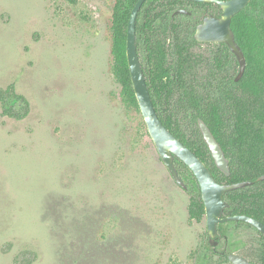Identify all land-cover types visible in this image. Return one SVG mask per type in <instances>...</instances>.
<instances>
[{
  "label": "rangeland",
  "instance_id": "rangeland-1",
  "mask_svg": "<svg viewBox=\"0 0 264 264\" xmlns=\"http://www.w3.org/2000/svg\"><path fill=\"white\" fill-rule=\"evenodd\" d=\"M113 4L0 0V88L28 101L22 119L0 114V264H201L203 253L232 264L206 248L205 217L187 212L194 193L172 179L122 97ZM223 228L226 251L259 263L253 227Z\"/></svg>",
  "mask_w": 264,
  "mask_h": 264
},
{
  "label": "trees",
  "instance_id": "trees-1",
  "mask_svg": "<svg viewBox=\"0 0 264 264\" xmlns=\"http://www.w3.org/2000/svg\"><path fill=\"white\" fill-rule=\"evenodd\" d=\"M135 2L114 0L111 70L121 85L123 99L139 109L126 58L127 23ZM183 8L190 14L172 15ZM219 12V6L212 3L145 0L136 18L137 52L143 56L140 62L146 85L165 127L206 164L217 182H252L224 194L228 203L224 215L246 214L264 223V180H257L264 174V0H251L231 18V30L246 61L237 81L231 72L238 70V64L227 46L211 44L217 49H210L207 55L192 51L201 45L193 37L196 25L203 16ZM16 102H20V108L14 106ZM0 109L2 117L22 119L27 114L28 101L10 84L0 88ZM198 118L206 123L229 159L228 175L215 166L198 128ZM174 165L187 191L194 193L187 212L190 219L198 222L205 216L198 182L177 157ZM223 225H217L218 236L226 232ZM260 236L263 242L259 263L264 264V238ZM206 248L211 249L208 244ZM206 260L203 253L201 264H207Z\"/></svg>",
  "mask_w": 264,
  "mask_h": 264
},
{
  "label": "water",
  "instance_id": "water-1",
  "mask_svg": "<svg viewBox=\"0 0 264 264\" xmlns=\"http://www.w3.org/2000/svg\"><path fill=\"white\" fill-rule=\"evenodd\" d=\"M145 0H136L127 23L126 32V58L134 95L142 115L148 135L150 136L161 162L166 167L172 179L184 190H187L185 182L179 177L174 165V157L179 158L195 176L200 190V196L204 204L206 234L211 244L217 243V225L228 221H242L257 229L264 237V223L253 216L246 214L223 215L228 208V203L223 196L227 191L242 188L252 184L251 181L236 183H219L213 177L206 164L180 139L165 127L153 106L149 90L144 78L143 68L139 59L136 45V18L139 9ZM195 2L217 4L221 10L220 15L209 14L196 25L193 34L197 42H223L235 55L239 70L235 77L238 80L244 71L246 61L242 49L236 43L230 21L233 15L242 10L251 0H190ZM190 14L187 9H177L172 14ZM198 128L202 135L215 166L224 174H229V159L225 156L221 146L213 136L211 130L201 119H197ZM257 180H264V174ZM227 259L232 264H255L249 262L243 256L229 252Z\"/></svg>",
  "mask_w": 264,
  "mask_h": 264
},
{
  "label": "flooded vegetation",
  "instance_id": "flooded-vegetation-1",
  "mask_svg": "<svg viewBox=\"0 0 264 264\" xmlns=\"http://www.w3.org/2000/svg\"><path fill=\"white\" fill-rule=\"evenodd\" d=\"M183 9H186V8H183ZM188 10V9H187ZM220 12H221V10H220ZM220 12H219V14H214V15H216V16H219L220 15ZM176 14H178V13H176ZM185 14V13H184ZM211 14H213V13H211ZM173 15V14H172ZM209 15V14H208ZM206 16V15H205ZM204 17V16H203ZM203 17H202V19H203ZM201 19V20H202ZM200 20V21H201ZM195 31V30H194ZM194 34V33H193ZM198 43H201V46H205V47H207L208 49H209V51H210V49H214V51L217 49V46H213V45H211V44H223V45H225V46H227L225 43H223V42H207V43H202V42H198ZM208 44H210V45H208ZM219 47V46H218ZM227 48L229 49V47L227 46ZM208 51V52H209ZM229 51H230V49H229ZM208 52H207V54H208ZM231 52V51H230ZM232 53V52H231ZM207 54H205V55H207ZM232 55L235 57V55L232 53ZM235 59H236V57H235ZM236 61H237V59H236ZM237 64H238V62H237ZM246 66V65H245ZM245 69V68H244ZM238 70H239V66H238ZM238 70L236 71V72H234V71H232L231 72V75L233 76V78H234V80H235V77H236V75H237V73H238ZM244 72V71H243ZM241 78V77H240ZM239 78V79H240ZM238 79V80H239ZM235 81H237V80H235ZM179 159V158H178ZM213 159V158H212ZM214 161V160H213ZM215 164V163H214ZM223 215H224V213H223ZM205 217V216H204ZM229 222V221H228ZM231 222H233V221H231ZM226 223V222H225ZM245 223V222H244ZM247 224V223H246ZM247 225H249V224H247ZM249 226H251V225H249ZM251 227H253V226H251ZM254 228V227H253ZM255 229V228H254ZM258 233H259V235H261V233L257 230V229H255ZM226 233V232H225ZM206 236H207V234H206ZM261 237V236H260ZM222 238H223V240H224V242L222 241ZM264 238V237H263ZM215 240H217V243H215L214 245L213 244H211L210 242H209V239H208V236H207V244L211 247V251L212 252H214V253H217V254H219V256H226V258H227V254L229 253L228 251H226V247H227V242H226V234H223V235H221V236H218V231H217V234H216V236H215ZM223 243V244H222ZM222 246V249L220 250L219 249V247H221ZM235 253V252H234ZM240 255V254H239ZM242 256V255H241ZM244 257V256H243ZM245 258V257H244ZM247 259V258H246ZM228 260V259H227ZM248 260V259H247ZM249 262H253V261H251V260H248ZM230 262V261H229ZM253 263H255V262H253ZM255 264H261V263H255Z\"/></svg>",
  "mask_w": 264,
  "mask_h": 264
}]
</instances>
